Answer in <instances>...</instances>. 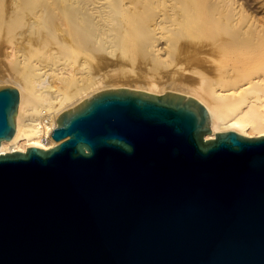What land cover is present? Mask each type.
Segmentation results:
<instances>
[{"label": "water", "instance_id": "1", "mask_svg": "<svg viewBox=\"0 0 264 264\" xmlns=\"http://www.w3.org/2000/svg\"><path fill=\"white\" fill-rule=\"evenodd\" d=\"M17 85L0 84V139ZM53 147L0 153V264H264V135L182 95L97 88Z\"/></svg>", "mask_w": 264, "mask_h": 264}, {"label": "bare ground", "instance_id": "2", "mask_svg": "<svg viewBox=\"0 0 264 264\" xmlns=\"http://www.w3.org/2000/svg\"><path fill=\"white\" fill-rule=\"evenodd\" d=\"M12 2L17 4V0ZM152 2L65 0L63 7L69 35L73 38L76 35L85 50L104 48L108 44L125 46L128 40L132 39L131 44L135 39L151 60L147 63H153L148 65L147 72L143 71L145 85L106 84V79L114 80L117 74L100 71L91 74L85 60L58 72L47 67L36 72L35 78L36 65L27 63L22 55L16 56L13 48L9 50L17 60L14 67L22 69L29 65L31 70L15 81L18 87V102L12 116L15 133L0 139V153L24 152L31 146L52 148L50 136L56 127L55 119L66 109L80 105V100L87 102L97 88H136V92L142 94L182 95L197 101L205 110L209 128L204 139H212L214 133L228 130L246 137L264 135V0H168L145 23L143 13L152 7ZM190 26L200 30L208 28L209 35L213 29L216 36L212 37L211 44L206 42L208 46L180 44L178 51L185 52V55L179 52L184 60L183 56L176 57L177 60L182 58L183 61L179 60L183 63L172 64L171 71L164 73L154 68L155 64L171 63L163 62L176 45L171 44V37L183 34ZM206 51L212 56L215 54L210 55L212 58L206 57ZM100 63V68H106L115 61ZM7 77L16 78L15 75Z\"/></svg>", "mask_w": 264, "mask_h": 264}, {"label": "rangeland", "instance_id": "3", "mask_svg": "<svg viewBox=\"0 0 264 264\" xmlns=\"http://www.w3.org/2000/svg\"><path fill=\"white\" fill-rule=\"evenodd\" d=\"M122 1L126 2L128 0ZM152 1V7L149 10H145L146 12L144 11L145 13H143V21L145 20V23L152 18V13L155 11L157 12V9L168 0ZM64 3L65 0H17V4L14 5L12 0H0V84H17L15 81L20 78L19 76L25 73L28 74V71L31 70L29 65L24 66L22 69L14 67L16 64L15 61L17 60L14 58V55H11L12 51L9 52V50L13 48L17 51L16 56L22 55L27 60V63L34 64V66L36 65L37 69L35 70V78L37 77L36 72L38 74L41 70L47 67H53L56 72H58L61 69L68 68L70 65L76 66L80 60H85L86 66L88 65V69L92 72H90L91 74H93V71L94 74L100 72L113 74L115 72L114 74H117V77L120 73V75L123 73V76H119V78L115 77V81L113 78L112 80L111 78L110 80L106 79V84H130V82L132 84L134 82L133 84L145 85L147 80H144L145 78L143 79L142 75L144 77L145 72L148 71L146 68L153 63L151 62L150 65L148 64L151 60L148 58L147 53L139 47L140 44L138 45L134 39V42H132L131 45V39L128 40L129 43L127 42L125 46L123 43L126 41L122 43L123 45L108 44L104 48L85 50L82 48L83 45L78 42L76 35L74 38L69 35L67 22L63 14ZM195 29L196 26H190L188 29L182 31L183 34H174V37H171V44L176 43V45L170 49V55L173 57L171 58V56H168L166 57L168 59H163V62L167 61L168 64L169 62L171 63L167 66L163 63H159L158 65L155 64L153 67L162 70L164 73L166 71H171L170 68L173 69L175 64H180V61L182 60V58H179L181 60H177L176 57L183 56L184 60L185 52L178 51L180 44H206V42L207 44H211L210 42L213 40L212 37L216 36L212 28V34L210 35L209 32L211 33V30L208 28H206L207 31L203 28H201V30L199 28ZM222 32L223 31L221 30V34ZM218 33H220V31ZM133 44H136V46ZM207 44L206 46L209 45ZM179 52L184 55H179ZM208 53L209 51H206V55H204L206 57L209 55L210 57L211 53ZM10 56L12 57L10 58ZM222 57L223 56H221V65L224 66L225 60ZM147 59L148 61H145ZM169 59H171V61H169ZM107 60L115 61V63L113 65L110 64L106 68H100V62ZM172 61H176V63H172ZM222 62H224V64H222ZM96 64L99 65L97 66ZM162 64L165 66L166 70L161 66ZM172 64H174V66ZM207 65L211 64L207 63ZM213 65L214 64H212V66ZM97 67L99 68L97 69ZM143 71H145L144 74ZM66 72L68 73L69 71H65V73ZM139 72H142V74H139ZM134 73H136V76ZM138 74L141 76H138ZM7 75L12 77L15 75L16 78L8 79ZM161 83L163 84L165 82L161 81Z\"/></svg>", "mask_w": 264, "mask_h": 264}]
</instances>
